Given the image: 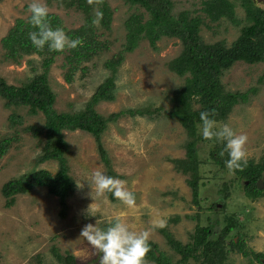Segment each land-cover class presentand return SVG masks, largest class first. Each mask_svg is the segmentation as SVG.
Returning a JSON list of instances; mask_svg holds the SVG:
<instances>
[{"label":"rangeland","instance_id":"rangeland-1","mask_svg":"<svg viewBox=\"0 0 264 264\" xmlns=\"http://www.w3.org/2000/svg\"><path fill=\"white\" fill-rule=\"evenodd\" d=\"M234 2L235 15L240 22L234 24L226 18L201 24L200 34L206 41L218 38L226 42L232 40L244 15L239 0ZM264 7V0H253ZM32 0H0V37L13 23L15 17H25ZM47 4L49 11L61 18L62 27H73L82 21V14L62 0H39ZM111 8L108 28L96 27L97 37L104 42L101 50L77 69L69 82L63 78V53L54 56L50 63L47 78L55 93L54 107L58 110H74L82 106L95 85L105 76L107 69L103 61L121 49L124 41L123 19L134 6L122 0H107ZM200 0H173V11L187 8L192 13L199 12ZM95 11V8H94ZM63 29V28H62ZM180 42L176 37L161 36L152 48L145 38L130 51L117 66L115 75L114 99L99 101L95 108L105 114L126 106H162L152 117L146 115L120 116L108 121L100 134L107 152L113 177L124 180L129 191L136 197V205L129 208L114 196H97L94 186L88 180L95 170L105 174V165L100 160L92 135L81 129H63L68 143L66 160L68 173L74 181L73 189L66 196V210L59 215V203L55 195L43 187L15 196L13 203L4 205L0 193V264H64L51 253V246L60 252L74 255L77 264H99L100 254L95 253L84 237L82 228L89 223L99 225L120 217L132 230L150 232V240L157 243L158 249L172 261L179 256L167 244L164 235L153 228V222L164 219L172 236L181 242L190 239L196 221L206 224L207 216L217 219L216 229L224 222V215L233 213L238 220L228 234H243L246 247L264 252V189L262 195L250 199L241 188V180L234 177L227 168H219L208 156L212 141H198V204L191 200L189 186L185 179L188 172L175 170L170 161L184 155L187 140L180 123L164 114L163 108L169 105L168 96L172 88L182 82L167 68L166 62L177 54ZM1 52V49H0ZM39 55L24 54L18 62L1 59L0 75L7 82L18 84L33 72L39 70ZM34 67V68H33ZM262 63L235 61L221 75L225 89L242 90L255 85L256 91L246 102L235 103L223 120H216L217 128L227 124L234 132L248 136L246 145L248 158L257 159L264 152V80L257 82ZM15 110L23 115V124L42 122L40 113L30 114L26 106H5L0 97V137L10 135L11 145L0 158V184L10 176L35 168H47L54 172L57 164L54 159L38 161L40 144L28 132H15L7 125V115ZM201 133L202 125H198ZM83 185L77 187V183ZM226 185L228 195L222 197L221 185ZM262 187V186H261ZM216 202L215 209L210 205ZM197 212L198 219L192 215ZM178 215L172 220L173 215ZM216 231V230H215ZM227 237V238H228ZM82 258H86L82 260ZM149 263V260H147ZM182 264H193L188 259ZM225 264H262L256 259L249 261L239 252L229 251Z\"/></svg>","mask_w":264,"mask_h":264},{"label":"trees","instance_id":"trees-1","mask_svg":"<svg viewBox=\"0 0 264 264\" xmlns=\"http://www.w3.org/2000/svg\"><path fill=\"white\" fill-rule=\"evenodd\" d=\"M67 6H73L82 14V21L73 27H62L60 16L49 11V19L53 28H63L72 39L82 38L83 46L75 49H66L63 53V78L69 82L77 69L84 70V61L97 54L104 42L97 37L96 27L92 24L95 15L94 7L89 6L86 0H62ZM128 6H134L123 19L124 41L121 49L112 53L103 61L107 69L105 76L95 85L92 92L83 102L82 106L74 110H58L54 107L55 93L50 87L47 72L54 56L61 52H50L47 47L37 51L29 40V32L35 31L30 24V12L25 17H15L13 23L0 37V56L2 60L18 62L24 54L36 53L39 55V70L33 72L18 84L7 82L0 75V97L5 106H26L30 114L40 113L42 122L23 124V115L12 110L7 115V125L15 132H28L40 144L38 161L46 159L56 160L57 167L54 172L47 168H35L22 172L18 176H10L0 184V193L4 198V205L13 203L15 196L30 191L34 187H43L46 192L57 197L59 215L66 210V196L73 189L74 181L68 173L66 152L68 143L63 136V129H81L89 132L95 142L100 160L105 165V174L114 176L102 144L100 134L108 121H115L118 117L128 115H146L152 117L161 105L151 107L126 106L105 114L99 112L95 105L99 101L113 100L115 88V75L117 66L124 58L126 51L132 50L138 42L145 38L152 48H156V40L161 36L176 37L180 42V49L176 55L166 62L167 68L177 76L182 77V82L174 86L168 96L169 105L163 108L164 114L176 119L184 128L187 140L184 143V155L173 157L170 161L177 171L188 172L185 179L190 189L191 200L198 204L199 173H198V141L204 140L198 131L202 125L199 119L201 111H215L216 120H223L235 103L246 102L250 94L255 93V85H250L242 90L225 89L221 75L235 61L247 63H262L261 73L256 77L257 82L264 80V7L253 0H239L243 10L244 20L240 23L236 36L226 42L223 38L206 41L199 30L201 24L218 21L226 18L234 24L240 22L235 15L232 0H200L199 12L192 13L187 8L173 11V0H122ZM103 12L100 25L108 28L111 20V8L104 0L99 6ZM34 68V67H33ZM12 137H0V158L11 145ZM211 142V141H208ZM225 143L212 141L208 149V156L219 168H227L229 158L224 151ZM234 177L241 180L243 194L250 198L262 195L264 189V152L257 159L248 158V165L243 171H236ZM257 178L262 180V187H257ZM222 197L228 195L226 185L220 189ZM107 195L113 198L112 193ZM215 209L216 202L210 205ZM198 219V213L192 215ZM178 215H173L176 220ZM206 224L196 221L190 233V239L181 242L172 236L165 228H158L164 235L168 246L179 256L172 261L158 249V245L149 239L151 251L147 254L148 264H182L191 259L193 264H225L229 251L239 252L249 261L256 259L261 262L264 252L246 247L241 232L228 237L229 231L238 224L233 213L224 215L223 224L216 229L217 219L211 220L208 216ZM113 222V221H110ZM110 222H103L99 228L105 229ZM216 230V231H215ZM228 237V238H227ZM54 258L64 264H77L75 257L68 251L63 253L57 247L51 246ZM263 264V263H262Z\"/></svg>","mask_w":264,"mask_h":264},{"label":"clouds","instance_id":"clouds-1","mask_svg":"<svg viewBox=\"0 0 264 264\" xmlns=\"http://www.w3.org/2000/svg\"><path fill=\"white\" fill-rule=\"evenodd\" d=\"M89 6L95 8V15L92 20L94 26H99L103 19V12L99 6L104 0H86ZM30 12L29 24L36 29L29 32V40L37 51H43L47 47L50 52H64L66 49H75L83 46L82 38H70L65 31L51 26L49 19V8L47 4L32 0L28 5ZM215 111H201L199 119L202 122L201 135L204 140L224 142V151L220 152L223 156L226 151L228 159L226 167L230 173L243 171L248 165L246 134L237 135L227 124L217 128L216 121L211 117L215 116ZM90 186H94L97 196H103L106 193L112 195L121 203L129 208L136 205L135 194L128 190L124 180L104 174L101 170H95L88 180ZM78 188L83 185L77 183ZM166 226L164 219H158L153 222V228H163ZM80 236L84 237L95 253L100 254L99 264H148L147 254L151 251L149 243L150 232L135 231L121 220L120 217L114 218L109 226L101 229L95 224H86ZM86 258H82L85 260Z\"/></svg>","mask_w":264,"mask_h":264},{"label":"water","instance_id":"water-1","mask_svg":"<svg viewBox=\"0 0 264 264\" xmlns=\"http://www.w3.org/2000/svg\"><path fill=\"white\" fill-rule=\"evenodd\" d=\"M255 183H256L257 187H260L262 185V181L260 178H257ZM261 261L264 264V258H262Z\"/></svg>","mask_w":264,"mask_h":264},{"label":"bare ground","instance_id":"bare-ground-1","mask_svg":"<svg viewBox=\"0 0 264 264\" xmlns=\"http://www.w3.org/2000/svg\"><path fill=\"white\" fill-rule=\"evenodd\" d=\"M261 181H262V180H261ZM261 186H262V185H261ZM261 186H260V187H261Z\"/></svg>","mask_w":264,"mask_h":264}]
</instances>
